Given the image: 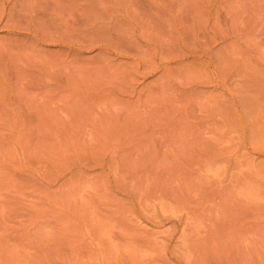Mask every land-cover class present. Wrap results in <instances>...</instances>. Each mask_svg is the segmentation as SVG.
<instances>
[{"label": "rangeland", "instance_id": "rangeland-1", "mask_svg": "<svg viewBox=\"0 0 264 264\" xmlns=\"http://www.w3.org/2000/svg\"><path fill=\"white\" fill-rule=\"evenodd\" d=\"M0 264H264V0H0Z\"/></svg>", "mask_w": 264, "mask_h": 264}]
</instances>
